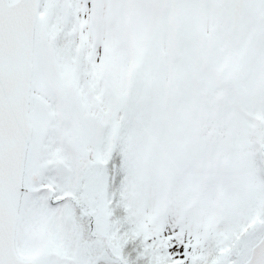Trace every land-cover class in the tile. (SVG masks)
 Segmentation results:
<instances>
[{"label": "snow or ice", "instance_id": "1", "mask_svg": "<svg viewBox=\"0 0 264 264\" xmlns=\"http://www.w3.org/2000/svg\"><path fill=\"white\" fill-rule=\"evenodd\" d=\"M0 264H264V0H0Z\"/></svg>", "mask_w": 264, "mask_h": 264}]
</instances>
